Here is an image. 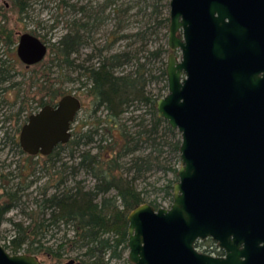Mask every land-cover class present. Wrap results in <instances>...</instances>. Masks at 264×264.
Wrapping results in <instances>:
<instances>
[{
    "label": "water",
    "instance_id": "water-1",
    "mask_svg": "<svg viewBox=\"0 0 264 264\" xmlns=\"http://www.w3.org/2000/svg\"><path fill=\"white\" fill-rule=\"evenodd\" d=\"M169 7L167 93L157 111L180 134V166L168 207L146 202L129 212V261L264 264V0H170ZM48 50L41 37L20 35L17 54L27 66ZM81 107L66 94L32 113L22 149L49 155L67 143ZM209 238L224 256L198 250ZM0 264L44 262L0 240Z\"/></svg>",
    "mask_w": 264,
    "mask_h": 264
},
{
    "label": "trees",
    "instance_id": "trees-1",
    "mask_svg": "<svg viewBox=\"0 0 264 264\" xmlns=\"http://www.w3.org/2000/svg\"><path fill=\"white\" fill-rule=\"evenodd\" d=\"M5 1H9L11 9L23 19L28 16L33 3V0ZM160 3L161 0H155V3H153V13L157 16H160V6L162 5ZM123 5H126V7L123 8ZM76 7L80 11L81 17L75 19L70 29L52 44L51 62L57 63L60 68L67 66L69 68L79 67L84 69L89 84L87 92L89 96L93 97L96 106L93 114L91 113L89 117H95L97 123H92L93 121H90L88 117L82 128L92 123L91 127L72 132V138L67 143L58 145L49 155L28 154L20 144L22 126L34 112L26 116L24 122L13 130L7 129L0 139V152L4 146L12 144L20 154L26 156V159L23 163L16 165L17 173L15 172V174L9 172V174L3 175V172L0 171V180H3V182L0 181V226L5 220V215L19 206L26 190L39 179V177H35L38 171L37 164L45 158L43 166L49 171L55 170L53 175H59L58 178L53 179L54 190L49 191L48 186H45L37 210L29 213L30 222L25 223L24 221L10 219L14 225V234L4 244L5 247L11 253L23 251L37 255L43 254L58 263L63 261L70 248L77 247L84 249V252L77 255L75 264H110L111 261L122 258L123 251L127 249L129 212L148 201L155 207L162 206L159 200L149 199L146 191L138 189L135 184L137 180L144 179L146 172H150L155 167L160 168V155L154 156L150 152L142 156L135 155V153L142 148L144 143H152L155 149L160 148L159 132L163 130L164 133L168 132L174 135V131L158 114V95L154 96L147 92V83L159 78V76L153 74L150 75L149 79L147 78V61L141 62V58H137L136 71L123 72L118 71L119 66L134 58V54L128 50L103 55L97 64L90 66L76 64L73 57V55L80 52L84 45L94 41V33L102 28L112 14L123 13L128 15L134 5L129 6L123 0H103L97 3L83 2ZM4 17L8 18L7 12ZM164 21H169V17H162L161 19L159 17L158 24H163ZM16 34L14 28L0 22V43L8 46V48L15 46L17 44ZM33 34L39 37L42 36L35 31H33ZM113 34L115 39L118 40L122 37L141 36L143 33L137 31L133 34L123 33L118 35L115 31ZM113 42H110V44ZM166 50L160 47L156 51H150L149 56L154 55L159 58ZM102 51L103 49H100V52ZM92 56L93 54H90L89 58ZM12 68L10 59L4 58L2 55L0 57V111L3 105L8 102L7 100L4 101V92L19 85L15 82L10 86H3L8 82L10 84L14 77V74L11 73ZM165 74V69H162L161 75L164 76ZM83 84L86 85L85 82ZM41 91L43 95L38 101L40 108L48 104L55 105L66 95L62 87L56 86L55 83L43 86ZM135 101L151 105L153 120L150 124L144 121L140 122L138 124L141 126L139 131L131 132L121 119L122 114ZM26 107L25 104V106L20 107L17 113L6 114L4 116L5 121L10 119L21 120ZM101 107H104L107 112L106 119L95 116ZM3 128L4 126L1 125L0 130ZM115 130H118L120 134L116 135ZM96 135L101 136L97 139L99 142L97 152H93L90 148L81 149L78 161L75 164L68 165L64 161L60 166L61 168L56 170V163L62 161L61 149L69 148L70 155L74 156L75 151L79 150L81 146L95 142ZM110 137H112L111 140ZM113 137H115L114 143L111 144L108 140L112 141ZM170 145L177 154L178 161H180V138L174 140ZM128 154H131L132 158L129 163L130 166L127 168L122 163V158ZM35 157L42 159L33 161ZM75 158L77 157L75 156ZM68 169L71 170L74 176L80 170L87 171L95 179L94 186L87 188L81 180L77 181L74 186H67L68 178H66L65 172ZM167 170L173 172L174 179L168 180L163 190L164 197H167L171 202L173 184L177 179V167L169 166L165 168V171ZM127 172L132 173L130 178L125 175ZM10 175H12V182L5 183L4 179H9ZM113 190L116 194L110 195ZM62 225H70L73 235L66 233L65 237L58 243H47L45 241L47 234L55 228L60 230Z\"/></svg>",
    "mask_w": 264,
    "mask_h": 264
},
{
    "label": "rangeland",
    "instance_id": "rangeland-1",
    "mask_svg": "<svg viewBox=\"0 0 264 264\" xmlns=\"http://www.w3.org/2000/svg\"><path fill=\"white\" fill-rule=\"evenodd\" d=\"M103 0H33L32 6L29 9L28 16L23 19L17 15L11 8V3L9 1L2 0L0 2V22L1 24H6L11 28H14L17 32V44L8 48L0 43V57L3 55L4 58H9L12 64L11 73L14 74L10 84L5 83L3 86H10L13 83H19L17 87L12 90H7L4 92V101H8L3 105L0 111V126H4L0 130V139L5 134L7 129L13 130L18 125L22 124L32 112H37L41 108L39 107L38 101L43 95L41 91L43 86L55 83L56 86H61L65 91V94H75L79 96L83 101V107L78 112L75 121L72 126V132L81 131L83 123L87 121L88 117L93 114V110L96 107L92 96H89L88 89L89 84L87 83V77L84 73V69L79 67L69 68L64 66L60 68L57 63H52V44L58 41L63 34H65L72 24V22L81 17L80 11L77 10L78 7L83 2L84 3H97ZM126 1L127 5H134V8L128 12V15L122 14H112L111 18L94 33V41L90 44L84 45L80 52L73 55L76 64H83L85 66H90L92 64H97L103 55L113 53L116 51L128 50L134 54V58L128 61L126 64L119 66L118 71L132 72L136 71L138 63L137 58H141L140 61H147L146 72L147 78L150 75H156V78L149 81L146 85L147 92L151 95L160 98V94L163 96L167 93V78L166 74L161 75L162 69H165L166 62L171 50L168 48V27L169 21H164L163 24H158V19L163 17H169V1L161 0L162 4L160 6V16L153 13V3L155 0H123ZM76 5V6H74ZM123 8L126 5L122 6ZM9 9V10H8ZM7 12L8 18L4 17ZM125 27V28H123ZM35 31L41 34V38L48 43L49 50L48 54L43 61L38 64L27 66L24 62L20 60L17 54V45L20 35L25 32L33 33ZM119 34L123 33H136L141 31L143 33L141 36L133 37H122L115 39L114 32ZM117 40V41H116ZM114 41V42H113ZM110 42H113L110 44ZM163 47L167 49L162 53L161 57L156 58V56H149L150 51H156L158 48ZM109 48V49H108ZM100 49H103L100 52ZM93 54L91 58L89 55ZM176 56H179V50L175 51ZM85 82L86 85L83 84ZM83 86V87H82ZM1 99V98H0ZM28 102H26V101ZM26 104V111L23 112L21 120L10 119L5 121V115L15 114L19 111L20 107ZM153 108L150 104H144L142 102H133L127 110L122 114L121 121L125 123L131 132H138L140 129V122L144 121L147 124L152 123L153 120ZM107 112L104 107H101L95 116L102 117V119L107 118ZM92 123H97L95 117H89ZM91 123V124H92ZM91 124L83 127H91ZM105 125V124H103ZM129 126V127H128ZM7 127V128H6ZM82 128V130H83ZM174 135L172 133H164L161 130L158 134V139L160 141V148L155 149L152 143H144L142 148H140L135 155H147L152 152L154 156L160 155V168L155 167L150 172H146L144 179H139L135 182L138 189L145 190L149 195V199H157L161 202V205L168 207L171 202L165 196L164 186L168 180H173L174 175L170 170L165 171V168L169 166H180V161H178L177 154L172 150L170 143L174 140L180 138V134L177 130L173 129ZM115 134L119 135L120 132L115 130ZM101 136L96 135V141L86 145L81 146L79 150L75 151V155H70V149H61L62 161L56 163V170H59L62 163L65 161L68 165L75 164L78 161L79 151L81 149H92L93 152H97V146ZM112 137H110L109 143H114ZM167 141V142H166ZM106 143V142H105ZM120 147V144H119ZM161 149V152H160ZM75 156L77 158H75ZM39 157H35L33 161L41 160ZM132 158L131 154H128L122 158V163L128 168L130 165V160ZM26 156L20 154L18 149L12 144L4 146L3 150L0 152V171L4 174H9V172L17 173L16 165L23 163ZM45 159V158H44ZM43 159V160H44ZM43 160L38 162L35 177H39L37 182L33 184L30 188L26 190L25 195H23L22 201L19 206L13 208L5 215V220L0 226V236L1 242L3 244L7 243L12 235L14 234V225L10 219L13 221H24L28 223L31 221L29 213L36 211L38 208V203L40 202L41 194L43 193L45 186H48L49 191H53L55 185L53 184V179L58 178V174L53 175V171H49L43 166ZM66 178H68L66 185L74 186L77 181L81 180L82 184L87 188H92L95 184V179L85 170H80L74 176L71 170L68 169L65 172ZM128 178L132 176V173L127 172L125 174ZM34 177V178H35ZM12 175L9 179L5 178V183H10ZM18 179V178H17ZM177 180V179H176ZM3 182V180H0ZM12 184V183H11ZM64 186V185H63ZM116 192L113 190L110 195H114ZM39 200V201H38ZM150 202V201H148ZM73 235V230H71L70 225H62L61 229L55 228L51 230L45 241L49 244H55L61 241L65 234ZM210 239V238H209ZM211 240V239H210ZM211 240L210 243H212ZM213 247L219 248L217 243L213 241ZM199 251H204V245L198 243L196 246ZM23 252V251H22ZM84 249L81 248H70L66 253V257L61 262L47 257L46 255L39 254V257L44 262V264H64L70 259H75L77 255H81ZM206 252V251H204ZM24 253V252H23ZM208 253V252H207ZM211 254V253H210ZM215 255V254H212ZM110 264H133L129 261V248L123 251L122 258L118 260L111 261Z\"/></svg>",
    "mask_w": 264,
    "mask_h": 264
},
{
    "label": "flooded vegetation",
    "instance_id": "flooded-vegetation-1",
    "mask_svg": "<svg viewBox=\"0 0 264 264\" xmlns=\"http://www.w3.org/2000/svg\"><path fill=\"white\" fill-rule=\"evenodd\" d=\"M81 102H82V107H83V101H82V99H81ZM260 224H263L264 225V221L261 220ZM210 242H211L210 239H206V240L200 242L201 245H204L205 246V248L203 250L206 251V252H208V253H211V254H215V255H218V256H224V251L221 250V249H219V248H214L213 247V245H214L213 244V241H212V243H210Z\"/></svg>",
    "mask_w": 264,
    "mask_h": 264
}]
</instances>
